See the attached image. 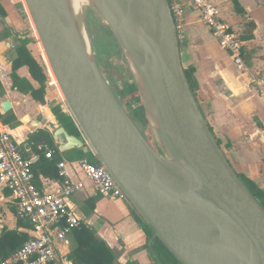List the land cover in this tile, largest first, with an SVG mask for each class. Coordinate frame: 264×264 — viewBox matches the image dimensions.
Wrapping results in <instances>:
<instances>
[{"label":"water","instance_id":"1","mask_svg":"<svg viewBox=\"0 0 264 264\" xmlns=\"http://www.w3.org/2000/svg\"><path fill=\"white\" fill-rule=\"evenodd\" d=\"M25 3L85 139L55 120L59 151L94 152L182 264H264V208L226 158L190 88L168 0H91L136 75L161 153L118 101L69 0ZM11 109L5 101L3 110ZM22 121L40 126L29 116Z\"/></svg>","mask_w":264,"mask_h":264},{"label":"crops","instance_id":"2","mask_svg":"<svg viewBox=\"0 0 264 264\" xmlns=\"http://www.w3.org/2000/svg\"><path fill=\"white\" fill-rule=\"evenodd\" d=\"M180 1L186 8L181 58L184 69L193 73L201 111L235 172L251 180L264 193V0H238L244 15L235 12L233 0H214L221 18L240 38L252 36L244 41L243 67L233 62L211 31L200 22L191 0ZM0 7V85L3 91V94L0 92V116L13 113L20 122L17 128H12L10 122L5 124L0 118V129L11 133L21 151L31 157L35 155L31 137L39 130L53 135V123L58 120L53 108L63 106V111L72 115L63 104L50 107L47 92L46 104L43 105L31 95L14 89L13 63L18 57L20 40H30L27 49L40 65L42 54L40 57L38 54L41 53V44H37L38 35L25 0H0ZM251 23L254 28L250 27ZM17 75L39 89L27 66L21 67ZM5 101L12 104L9 112L3 110ZM25 116L39 123V128L23 123ZM75 125L72 132L67 130L69 134L85 140L76 122ZM56 146L58 148L57 143ZM73 150L59 152L61 162L67 166L69 179L84 184L81 191L68 199L71 209L82 219V225L95 229L97 238L117 254L120 264L128 261L153 264L154 259L146 249L148 237L135 220V209L127 200L110 198L98 192L77 169L76 164L80 160H75ZM39 180L41 188L48 192H54L63 182L62 178L50 180L43 176ZM18 220L11 191L0 190V235L5 227L17 229ZM20 231L31 235V229ZM70 236L68 245L60 246L61 253L68 260Z\"/></svg>","mask_w":264,"mask_h":264},{"label":"built area","instance_id":"3","mask_svg":"<svg viewBox=\"0 0 264 264\" xmlns=\"http://www.w3.org/2000/svg\"><path fill=\"white\" fill-rule=\"evenodd\" d=\"M180 42L184 39L186 8L180 0H168ZM198 12L200 22L206 26L220 47L233 62L244 66V41L232 30L219 13L214 0H191ZM156 141V140H155ZM42 150L43 147L39 146ZM94 156V152H91ZM46 158H53V151L46 152ZM39 160L38 155L25 157L20 145L11 133L0 129V190L12 193L17 208L18 219L29 223L31 240L0 264H73L60 251L62 244L68 245L69 236L82 226V219L71 209L68 199L81 191L82 182L74 183L69 179L67 166L59 164V176L62 184L48 192L36 185L33 167ZM77 169L102 195L127 200L122 189L107 168L96 165L88 159L76 164Z\"/></svg>","mask_w":264,"mask_h":264},{"label":"trees","instance_id":"4","mask_svg":"<svg viewBox=\"0 0 264 264\" xmlns=\"http://www.w3.org/2000/svg\"><path fill=\"white\" fill-rule=\"evenodd\" d=\"M233 4H234L235 12L237 14L239 15L245 14V11L239 4L238 0H233ZM0 10H2L1 7ZM250 27L254 28V25L251 23ZM251 37L252 36L249 37L242 36L241 39L243 41H246ZM114 41L117 42L116 39ZM29 42H30L29 39H21L20 40L21 44L17 48L18 57L13 63V73H12V78L14 81V89H16L17 91L23 94L31 95V97L35 101L45 105L46 104L45 95H46L48 77L42 66L35 60V58L31 55L30 51L27 49V45L29 44ZM110 45H113V42L110 43ZM118 46L120 47L119 44ZM112 48L115 50V45H113ZM107 49L109 48L103 45L101 49L96 48L94 45V50L97 54L96 58L98 60V64H100L99 62L101 60V56L107 53ZM24 66H27L29 68L30 74L32 75L33 79L40 86L39 89L33 88L28 81L21 79L17 75V71ZM185 74L188 83L190 85V88L196 97V84L193 77V73L191 70L185 69ZM0 92L1 94H3L1 85H0ZM113 92L117 97L118 101L120 102V104L124 108H125V103L130 104L136 101L140 102L142 105V101L136 83H134L132 86H129L127 88L120 89L118 93H116L114 90ZM53 113L58 119L59 123L66 130L72 132V128H76L73 118L67 115L63 111V106L59 105L53 108ZM0 118L5 124H7V122H10L12 124L11 126L12 128H17L20 125V122L17 120V118L14 116L13 113H8L7 116L5 117L0 116ZM142 121L143 124L145 125L147 132L152 137L153 134L149 127L147 118L145 117V119ZM141 132L147 138L145 131L144 132L141 131ZM30 141L33 143L32 144L34 151L33 153L39 156V160L33 167V173L35 176L36 185L38 187H42L41 186L42 184L39 180L40 176H43L46 179H50V180H59L60 177H59L58 168H59V164L61 163V158H60L59 149L57 148L56 143L53 139V135L49 132L39 130L38 132H36V134H34L31 137ZM217 142L221 147L220 142L218 140ZM150 144L156 149H158L154 137H152V141L150 142ZM39 146H42L43 149L40 150ZM48 150L53 151L52 159H47L45 156ZM73 152L75 154V160H82L87 155L93 157L92 153L85 154L83 150L74 149ZM22 153L25 157H28L25 155L24 151H22ZM90 162L96 165H100L99 161H97V163L93 161ZM237 175L240 178V180L244 183V185L247 187V189L251 192V194L264 208V193L258 190L257 186L251 180H249L248 178L244 177L241 174H237ZM134 217L138 225L147 234L149 243L147 244L146 249L149 255L154 259L153 264H182L179 260L175 258V256L165 247V245L160 240L155 238V234L152 228L144 221V219L137 213L136 210H134ZM20 229L30 230L32 229V227L29 223H25L21 220H18L17 229L9 230L8 228L5 227L1 231L0 263L5 259L9 258L10 256H12L15 252L21 249L25 243L31 240L32 238L31 235L20 231ZM70 243H71V252L68 257L73 264H120L118 262L117 254L104 241L99 240L97 238L96 231L94 228L88 227L86 225H82L79 229H75L70 236ZM162 251L170 255L174 261L171 262L169 258L166 259V257H162L161 255L163 254ZM126 264H137V263L128 261Z\"/></svg>","mask_w":264,"mask_h":264},{"label":"rangeland","instance_id":"5","mask_svg":"<svg viewBox=\"0 0 264 264\" xmlns=\"http://www.w3.org/2000/svg\"><path fill=\"white\" fill-rule=\"evenodd\" d=\"M79 22L83 27L85 36L87 37V40L91 45L92 54L97 62H98L96 58L97 54L94 50V45L98 49H101L102 45L109 48L107 49V53L101 56L99 66L106 80L109 82V85H111L112 89L116 93H118L120 89L127 88L129 86H132L134 83H136V75L126 58V55L124 54V51L122 50L121 47L118 46L119 43L114 41L116 38L114 37V35L112 36L110 28L106 25V23L94 10L91 3L90 4L86 3L82 7V12ZM112 42L113 45H115V50L112 48L113 45H110V43ZM37 44L38 45L41 44L38 37H37ZM38 45H36L37 46L36 54H38V48H39ZM40 56L41 53L40 55L38 54V57ZM39 60L41 61V66L48 77V83H47L48 90H46L47 92L46 98L48 101V105L51 107L52 105L60 103L63 104L67 110H69L65 103L63 94L61 93L60 89L59 91L57 90L55 84L53 83L51 77L49 76L50 74L48 73V71L44 66L43 60L41 58ZM142 107L143 106L141 105V103L137 101L130 104L125 103V110L128 112L129 116L139 127V129L143 132L145 131L147 140L151 142L152 137L154 136L157 137V135H155L156 133L153 131L152 134L154 136L151 137L147 132L145 125L143 124L142 121L146 117L145 110ZM136 111L139 112L137 113ZM158 142H160L159 139ZM158 151L161 153L159 146H158ZM83 159H88L89 161H93L97 163L96 157L94 155L93 157L87 155ZM162 253H163L161 254L162 257H166V259L169 258L171 262L174 261L172 257L168 255L166 252L162 251Z\"/></svg>","mask_w":264,"mask_h":264},{"label":"bare ground","instance_id":"6","mask_svg":"<svg viewBox=\"0 0 264 264\" xmlns=\"http://www.w3.org/2000/svg\"><path fill=\"white\" fill-rule=\"evenodd\" d=\"M90 4L91 3V0H69V4L71 6V9L73 11V15L75 17V19L79 22L80 21V16H81V12H82V7L86 4ZM32 20V19H31ZM37 38V37H36ZM40 46V52L42 54V60L44 62V66L46 68V70L48 71V73L50 74V77L53 81V83L55 84L57 90L59 91V85L57 83V80L52 72V69L50 67V63L48 61V58L46 56V53L44 51V48L42 45H39ZM61 91V90H60ZM62 93V92H61Z\"/></svg>","mask_w":264,"mask_h":264}]
</instances>
